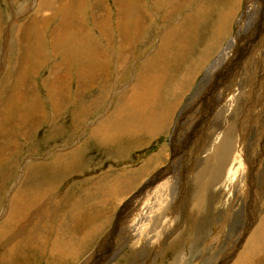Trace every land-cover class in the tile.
I'll return each mask as SVG.
<instances>
[{"label":"rangeland","instance_id":"374dc122","mask_svg":"<svg viewBox=\"0 0 264 264\" xmlns=\"http://www.w3.org/2000/svg\"><path fill=\"white\" fill-rule=\"evenodd\" d=\"M210 1L213 2V0H131V2L121 0L120 3L117 0H0V224L12 209L10 200L20 195L25 202L30 203L32 211H37V214L48 213L51 217V222H48L51 226L49 232L53 231V224L58 226L64 221L63 216L73 209L71 202L80 199L88 186L94 189V183L97 185L103 177L102 181L105 182L110 178L122 177L128 174V171L130 173L141 168V164H144L151 155H160V159L155 162L156 165L150 167L149 172L138 177V181L135 178L131 181V185L136 182L131 189L116 196H112V193L110 196L99 193L95 196V198L98 196V201L89 200L83 206L80 220L84 223L83 227L87 224L88 228L83 230L87 231L85 232L87 238L88 233L90 236L95 235V238L93 243L80 251L74 241L75 245L72 248L77 250L75 252L77 257L74 256L70 260L53 255L51 258L47 250L25 246L27 249H23L24 252L19 249L18 254L11 257L10 264H86L84 261L89 260L91 256L96 260L91 258L89 264H100L102 259L110 261L108 264H182L178 263V260L184 258L186 264H201L199 254L206 248L207 241L212 240L213 244L216 243V246H211L212 251H218L219 247H222L223 231L220 232L217 228L215 233L210 234L216 220V212L211 213L210 210L216 202L206 209L207 215L189 218L187 212L193 191L190 177L195 169L190 153L196 150L201 132L199 135L196 132L197 136L184 146L179 143L181 138L178 136L184 135V131L190 129L197 121L194 115L195 106L188 101L195 87L200 83L208 84L209 80L222 70H224L222 74L226 73L227 66L232 64L234 57H239V63L236 68L233 67V77H237L241 69L243 67L246 69L254 59L264 60L262 40L259 41L261 54L257 55V51L254 52L255 40L259 37L264 39V27L253 37V48L251 46L245 55L241 53L244 56H235L234 45L229 48L230 50L223 51L227 44L236 38L240 29L239 23L244 24V19L241 20L244 16L258 21L261 15V23L264 26V0H214V3ZM64 3L70 5L66 6ZM209 7L210 10L207 9ZM248 10L250 11L246 15ZM192 11H200L201 16L192 19L194 14ZM137 14L143 16L142 23L136 24ZM221 16L222 19L219 20ZM212 20L215 21V25ZM185 22H192L194 29L185 39L187 42L182 41L185 46L181 43V52H177L173 58L174 64L171 69L175 70L172 69V77L166 76L167 80L159 86L163 97H167L171 88H177L178 83V86L181 85V90L175 93L174 99L177 102L173 109H167V105L164 104V112L172 111L170 124L159 130L153 138L149 137V141L144 139L147 144L143 142L145 146L142 147H138L137 143L138 138L142 136L135 135L132 131V134L125 132L126 137H122L124 135L120 133L117 142L114 138L113 144L108 147L95 143L91 138L93 126H100L112 116L114 109L118 111L119 105L128 100L125 99V95H128V91L138 83L136 81L142 82L140 76L144 69L147 72L153 71L156 63L152 64V61L157 54L155 52H158L163 35L174 28H181ZM211 25L215 28L212 29ZM65 27L72 30L62 32L61 29ZM200 28L202 31H199ZM78 33L81 36L78 35L77 40L75 36ZM241 33L240 41L243 45L241 49H244L246 44L243 38H246V35ZM255 48L257 49V46ZM186 56H189V60ZM182 57V62L185 59L187 63L180 62ZM218 57H220L218 67L209 71L208 67ZM177 63L180 67H177ZM247 71L252 72V68L248 67ZM173 79H177L176 84ZM226 87L227 84L224 85V88ZM220 88L209 93L212 95L209 102L215 100L217 93L223 90ZM227 93V103H230L232 95L228 91ZM213 108L215 106L207 105L208 110ZM260 118L263 119L258 122L251 119L250 124H246L245 133L250 137V143L241 158L242 165L239 164L230 171L229 160L226 177L221 182L218 195L223 194L220 192L222 189L228 190L227 184L224 185L227 179L237 175L239 177L242 175L244 179L246 176H256V179L264 182V112ZM252 137H257L255 144H252ZM135 147L137 148L134 149ZM253 148L256 151L252 150ZM70 152H75L77 154L75 157L78 158L75 160L74 168L72 166L68 173L53 168V163L49 165L59 155L66 157ZM245 162L249 163L246 165ZM161 170L165 172L159 177L166 178L167 184L162 183L163 187L158 188V194L146 198L133 197L134 194L141 193L143 185ZM159 180L155 182L158 187L161 184ZM255 182L258 183L257 180ZM49 189H52L49 193L42 194L43 199H40L42 195L36 202L32 199L35 191ZM151 189L154 188L150 186L149 190ZM254 197L256 204L259 199L261 202L264 201V185L259 191H254ZM220 203L223 205L224 214L223 212L220 216L216 214L222 225L239 210L238 206L231 209L226 200L219 201L217 208ZM68 223L71 226L78 222ZM230 224L231 221L226 227ZM81 229L74 231V238L80 237ZM22 233L42 237L47 231L40 221L32 219ZM49 236L51 237L48 234L43 238ZM67 237L63 239L67 240ZM19 239H15L14 242L18 243ZM72 240H68V245H72ZM168 240H174L173 246H169ZM177 240L181 241L180 248L176 246ZM49 241L51 248L53 239L50 238ZM10 245H0V255L6 254L5 250ZM21 252L24 254H19ZM70 253L69 250L68 254ZM224 254L225 252L221 255ZM18 255H24L25 260Z\"/></svg>","mask_w":264,"mask_h":264},{"label":"bare ground","instance_id":"6f19581e","mask_svg":"<svg viewBox=\"0 0 264 264\" xmlns=\"http://www.w3.org/2000/svg\"><path fill=\"white\" fill-rule=\"evenodd\" d=\"M117 1H118V3H120L121 0H117ZM215 1L213 0V2L212 1H210V2L214 3ZM130 2H131V0H130ZM221 2L223 3V1H221ZM229 2H231V1H229ZM178 3H180V2H178ZM207 3H208V1H206V4ZM64 5L67 6L70 4L64 3ZM208 5H209V3H208ZM212 5H214V4H212ZM212 5H210V6H212ZM223 5H225V3H223ZM231 5H232V3H231ZM206 7H202V9L206 8ZM213 8H212V10H213ZM207 9L210 10V7ZM250 10H251V8H250ZM250 10L247 11L246 15H248V12ZM200 11H196V12L192 11L194 13L192 15V19H198V17L201 16ZM205 13H206V11L203 14H205ZM204 16H206V15H204ZM258 16L256 15V17H258ZM135 17L138 18L136 24L142 21L143 16L141 14L135 15ZM207 17H209V16H207ZM212 17L213 16H211V18ZM260 17H261V15H260ZM260 17H259L258 21L248 19L247 16H244V18H241V20L244 19V24H243V22H242V24H240L241 22L239 23L240 29L237 31L236 38L232 39L227 44V46L225 47V49L223 51L224 52L227 51V49H229L231 46L234 45L235 46V52L234 53L236 54L235 56H238V55H240V57L244 56L246 54L245 52L253 45L252 44L253 37L255 35H257L256 33H259L261 31V28L264 27L263 23H261ZM221 19H222V16L219 18V20H221ZM184 20L186 21L187 19L185 18ZM219 20L217 22H219ZM202 21H203V19H202ZM205 21H208V20H205ZM209 22H210V20H209ZM212 22H213V20H212ZM181 24L179 25L180 27H181ZM214 25H215V23H214ZM213 26H212V29L215 28ZM208 27H209V25H208ZM192 29H194L192 22H187L181 28H174L173 30H171V31H169L163 35L162 42H161L160 46H158L159 48L157 47L158 52H155L157 54L154 56V59L152 61V64H153V62L156 63L153 71L147 72V70L144 69V73L140 76V80L142 82L136 81L137 80V78H136L135 81L138 83H136V85L133 86L130 89V91H128V93H127L128 95L124 94L126 96L125 99H128V100L125 101V99L123 98L125 103L119 105L118 111L116 109H114L112 116L110 118L106 119L105 122L103 121L102 124L98 127L93 126L94 128L91 131V136H92L91 138L94 139L95 143L108 147V145L113 144L114 138H115L114 139L115 141L118 140V138L121 136L120 133H122L124 135L125 132L129 133L132 131L135 133V135L139 134L140 137L142 136V138H138V140L135 139V137H134V139L137 140L138 147H142V146H145L144 143L147 144V141L144 142V139L149 141V137L153 138V136L159 130L161 131V129H164V127H167L170 124L172 111L170 110V111L164 112V104L167 105V109H169V108L173 109V106L177 102V101H175L174 96H175L176 92H179V90H181V88H180L181 85L178 86V84H179L178 83L177 88H171L167 97H163L164 94H162V91L159 89L160 88L159 86H161V84L167 80L166 76H171L172 69H173V68L171 69V66H172V64H174L173 58L177 55V52H179V51L181 52V48H180L181 43H182V41L184 43L187 42L185 39L191 35V33L193 31ZM61 30H62V32H64V31L66 32V30L67 31L69 30V32H70L72 29H69V28L67 29V27H65V29L62 28ZM138 31L141 32L142 30L141 31L138 30ZM199 31H202L201 28ZM214 31H216V30H214ZM220 32H221V28H219V33ZM241 32H243L246 35L245 36L246 38H243V39H245V44H246V48H244V49H241V47L243 46L242 41H240V35L242 34ZM78 35L81 36V34L78 33L75 36V39H77V40H78ZM206 36H208V35H206ZM207 38H209V37H207ZM209 40H210V38H209ZM261 40H262L261 43L264 46V39L259 37L258 39L255 40V43H256L255 46H257V49L254 46V52L257 51L256 52L257 55L258 54L260 55L262 52V50H259V46H260L259 41H261ZM195 42H196V40H195ZM184 43H182V44L184 45ZM207 43L208 42H206V46H207ZM123 45H124V43H123ZM193 47L195 48V46H193ZM196 47H197V45H196ZM4 48H5V46H4ZM194 48H193V50H194ZM252 48H253V46H252ZM183 50L184 49H182V51ZM184 51H186V49ZM198 51H200V49ZM241 53H244V55H241ZM178 54H180V53H178ZM5 55H7V50H6ZM186 55H188V53ZM200 55H202V54L200 53ZM184 56L185 55H183V57ZM190 56H193V55H190ZM194 56H196L195 53H194ZM252 56H253V54L251 53L250 57L252 58ZM183 57L181 59L179 58L180 62H182ZM188 57L186 56L187 60H189ZM224 57L225 56H222V58H224ZM219 58L220 57H218L208 67L209 71L213 70V68L216 69L218 67V65L220 63ZM192 59L194 60L195 58L192 57ZM193 60H192V62H194ZM177 61H179V60H177ZM228 61H230V60H228ZM183 62L187 63V62H185V59ZM188 62H191V61H188ZM143 63H145V62H143ZM238 63H239V57H236V58L234 57L232 64L227 66L228 70L226 71V73L222 74V71H224V70H222L219 72V74L215 75L212 78V80H209L208 84L200 83L197 87H195L194 93H193L194 95L192 94L188 98V101L191 102V105L193 103V105L195 106L196 112L194 115L196 116L197 121L192 124V127L190 129H188V130L186 129L184 131V133H183L184 135L181 134V136L180 135L178 136L181 138L180 141L178 139L179 143L181 145L183 144V146H184V144H188L194 136H197L196 132L198 135L201 132L200 138H199L198 143H197L196 148H195L196 150L195 151L193 150L194 152L190 153V157L193 158V164L195 166V169H193L192 175L190 177V183L192 185L193 191L191 194V203H190V206L188 207L190 210L188 209V211H187L189 214V218L196 217V216L200 217V216H203L205 214L207 215L208 212L206 209H208V207H210V205H212L214 202H216V204L214 203L215 206H213L211 208L210 212L211 213L216 212L219 214V216H220L221 212H223V214H224L223 205H221V203H220L219 208H217V206H216L219 201H223V200H226L229 203V207L231 209H235V207L237 208V206H238L237 210H239V211H237L238 213L236 212V215L234 217H232L230 220L228 218L226 222L222 221L223 222L222 225H221V223H219L220 218L215 213L216 220L213 223L214 225H212V227H211L212 231L210 234L212 235V233H215L217 228L219 229L220 232L222 230L224 240H222L221 243L223 245L221 248L219 247L218 251H216V250L212 251V250H210L211 246H213V245L216 246L215 245L216 243L213 244L212 240L210 242L207 241L206 244L208 246L206 245V248L202 249L200 251V254H199V260L201 261V264H264V201L261 202V200L259 199L258 203L256 204V197H254V191L255 190L259 191V188H261L264 185V182H262V180L260 182L258 179H256V176H255L256 174L254 175L255 177L246 176L245 179L242 175H241L242 177L241 176L239 177V175H237V177H231V178L227 179V181L224 183V185L227 184L228 190L223 191V189H222L220 192H222L223 194L220 195L221 194L220 193L218 195L220 185H222L221 182H222L223 178L226 177L225 173H226V169L228 168L227 164H228L229 160H231L230 171H233V169L238 167L239 164L242 165L241 164V162H242L241 158L243 156V153L245 152L246 147L250 143V141H249L250 137L248 136L247 133H245V128L247 127L246 124L247 123L250 124L249 121H251V119H254L256 122L263 119V118H260V116L264 112V60L254 59L250 64L248 63L249 65L247 66L246 69H243L244 67L243 68L241 67L242 68L241 72L239 73V75L237 74L238 75L237 77H233L232 76L233 75V67L236 68L238 66ZM152 64H150L149 67H151ZM177 65H178L177 67H180L178 63H177ZM224 65H225V63H224ZM184 66L185 65H183V67ZM187 66H189V65H187ZM248 67L252 68V72L247 71ZM187 68H189V67H187ZM174 70H175V68L173 69V71ZM179 70H181V69H179ZM183 70H184V68H183ZM189 71H191V70H189ZM182 72H184V71H182ZM177 74H178V72H177ZM228 75L230 76V78H227ZM82 80H84V79H82ZM175 80H177V79H173V81H175ZM173 81H171V83ZM225 81H226V83H225ZM176 83H177V81H175V84ZM172 84L174 85V83H172ZM226 84H227V87L224 88V85H226ZM166 85L168 87V84H166ZM220 87L223 88V90L221 92L217 93L215 100H213L212 102H209V98H211V96H212L209 93L213 92V91L215 92ZM168 91H169V89H168ZM200 91H201V94H199ZM227 91L232 95L231 96V102L229 101L230 103H227L228 102L227 101V96H228ZM122 97H123V95L121 96V98ZM118 101H119V99H118ZM207 105H208V107L215 106V108H213L212 110H208ZM194 115L192 117H194ZM181 118H182V116H181ZM189 120H192V119H189ZM184 126H186V125H184ZM263 128H264V126H263ZM132 132H131V134H132ZM188 134H189V137H188ZM5 135H6V132H5ZM122 137H126V135H124ZM186 138H187V140H186ZM203 138H204V140H203ZM260 138H262V137H260ZM252 139H253L252 144H255L257 141V137H252ZM261 143H262V141H261ZM136 148L137 147H135L134 149H136ZM252 150H254V148ZM177 151L179 152V150H177ZM254 151H256V150H254ZM254 151H253V153H254ZM75 152H72V153L70 152L69 154L66 155V157L62 156L63 158L60 157V155H59V157H57L54 162L53 161L50 162L49 165L53 163V168H55L57 170H63L64 172L67 171V173H68V170L70 171L72 166L74 168L75 160L78 158V157L77 158L75 157V156H77V154ZM248 152H249V150H248ZM258 153H260V152L258 151ZM254 157L255 156H253V158ZM159 159H160L159 154L151 155V157L144 164L143 163L141 164V168L134 170L130 173L128 171V174H125L126 172H124V173L122 172V174H125L122 177H119L117 179L110 178L106 182L102 181V179L104 178L103 177V178H101V182L98 184L95 181L97 185H95V183H94V186H95L94 189L93 188L90 189L88 186V188L82 192V194H81L82 196L80 195L81 196L80 199H78L76 201L73 200L71 202V203H73L72 204L73 209L71 208V211L69 213H67V214L65 213L66 215L63 216L65 219L63 222H60L61 223L60 225L56 226L53 224V231H50V232H49V230L51 229V226L48 225V222H51V217H49L48 213L47 214L46 213L45 214H37L36 213L37 211H32L30 203L25 202V199L23 197H21L20 195L15 196L12 200H10V201H12L11 205H10V207L12 209H11L10 213L7 214L3 223L0 224V245L7 246V245L11 244L10 246H8V248H6V250H5L6 254L0 255L1 256L0 257V264H10L9 262H10L11 257L17 255L19 249H22V250L25 248L27 249V247H25V246H31L32 249L33 248L38 249V250L43 249L44 251L47 250L46 252H47V254H50L51 258H53V255H58V256L66 257L70 260L73 259L75 256V252L77 251V250L75 251L74 248H72L75 245L74 241L76 243V247L80 251V250H82V248L84 249L85 246L86 247L89 246L91 244V242L94 241V238H95V235L90 236L89 233H88V238H87V235L85 234V232H87V231L84 232V230H86V229L88 230V228L86 226L87 224H85V226L83 227L84 223L80 220V216L83 214V206L86 205L89 202V200H92V201L97 200L98 201V196L96 198H95V196L99 193H101L103 195H109V196L112 193L113 194L112 196H116L119 194L121 195L122 192H125L128 189H131V187L136 183L135 182L131 185V181L134 178H135V180L137 179V181H138L139 180L138 177H141L145 173L149 172L150 167L153 164L156 165L155 162H157ZM256 160L259 161L258 159H256ZM247 163H249V162H247ZM247 163L245 162L246 165H247ZM256 163H258V162H256ZM250 165H251V163H250ZM247 169H249V168L247 167ZM164 172H165L164 170H161V171L155 173V175L153 176V179H150V181H147L143 185V189H142L141 193H139V194L136 193V195L134 194L133 197L136 196L135 198H141V197L146 198L148 196L156 195V193L158 192V188L163 187L162 183L166 182V184H167L166 178L159 177ZM243 173H241V174H243ZM239 174H240V172H239ZM248 175H250V174H248ZM159 179L161 180V184L158 187L157 183L155 184V182H157ZM256 180L258 181V183L255 182ZM150 186L154 189L149 190ZM174 186H176V184ZM85 187H87V186L85 185ZM47 188H48V186H47ZM51 190L49 189V190H45V191H35L33 193L32 199H34L36 202L37 200H39V198L41 197L42 194L49 193ZM80 191H81V188H80ZM43 197H44V195H42V197L40 199H43ZM78 197H79V195H78ZM259 197H261V196H259ZM223 198H225V199H223ZM103 199H108V198H103ZM262 200H263V198H262ZM32 202H33V200H32ZM103 202H104V200H103ZM38 208H40V207H38ZM87 208H89V207H87ZM186 217H188V216H186ZM32 219L40 221V223L44 226V230L47 231V233L43 235L44 237L48 234H50L51 237L49 236L48 238H43V236L42 237L34 236L31 233H28V234L22 233L21 234V232L23 231L25 226L29 223V221L31 222ZM53 221L54 220H52V222ZM67 221L68 222H74V223L78 222V223L77 224H71V226H70V224ZM75 221H77V222H75ZM229 221H231V224L229 227H226V224ZM57 222H59V219ZM84 222H86V221H84ZM96 223L99 224V222H96ZM80 228H82L81 232H80V237L74 238V234H73L74 231L80 230ZM83 228H85V229L83 230ZM191 233H194V232H191ZM199 235H200V233H199ZM64 237H67V240H64L63 239ZM19 238H21V239H19ZM50 238L53 239V245L51 248H49ZM218 238H219V236H218ZM15 239L16 240L19 239L20 241H18V243L14 242ZM69 239H71V240L73 239L72 245L69 244V245H71V247L67 243ZM89 239H91V240L89 241ZM174 240L173 241L168 240L169 246H173ZM209 240H210V238H209ZM216 240H217V238H216ZM181 245H182L181 241L177 240L176 246L180 248ZM46 247H48L49 250ZM69 250L71 251L70 254H68ZM142 251H144V250H142ZM23 252H24V250H23ZM23 252H21L19 254H24ZM180 252H182V251H180ZM223 252H225V254L222 256L221 254ZM136 255H137V253H136ZM18 256H20L22 259H24V255H18ZM75 257H77V256H75ZM91 258H92V256L90 257L89 260H86L84 262L86 264H89L91 261ZM105 258H108V257H105ZM137 258H138V256L136 257V259ZM92 260L95 261L96 259L92 258ZM190 260H192V258H190ZM108 262H110V261H106V259H102L100 264H108ZM180 262H182V264H186L185 258L182 260H178V263H180Z\"/></svg>","mask_w":264,"mask_h":264}]
</instances>
